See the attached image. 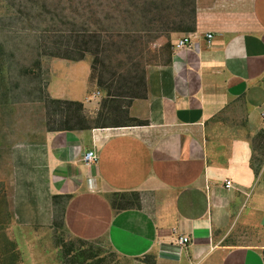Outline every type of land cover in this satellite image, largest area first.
<instances>
[{"label": "crops", "instance_id": "obj_1", "mask_svg": "<svg viewBox=\"0 0 264 264\" xmlns=\"http://www.w3.org/2000/svg\"><path fill=\"white\" fill-rule=\"evenodd\" d=\"M197 1L198 51L173 46L147 67L130 121L52 130L43 105L23 106L27 122L5 132L21 223L54 226L60 212L74 237L140 264H264V0ZM49 72L50 97L85 101L87 59Z\"/></svg>", "mask_w": 264, "mask_h": 264}, {"label": "rangeland", "instance_id": "obj_2", "mask_svg": "<svg viewBox=\"0 0 264 264\" xmlns=\"http://www.w3.org/2000/svg\"><path fill=\"white\" fill-rule=\"evenodd\" d=\"M7 1L9 5L0 0V264H140L119 254L105 238L85 241L74 237L63 227L60 212L55 226L21 223L13 207L17 183L7 158L5 132L27 122L30 109L23 106L30 105L26 103L43 105L46 125L51 128L62 125L69 107L75 109L49 102V98H58L47 92L51 63L65 58L44 55L41 43L68 42L58 32L63 29L87 28L97 35L91 38V51L80 59L90 63L89 94L85 101L73 100L82 103L80 114L85 121L81 125L130 121L129 97L145 95L147 67L168 61L173 36L191 31L182 29L198 1L47 0L44 7L43 0H32L26 3L27 9H19L22 14L13 11L19 0L15 6ZM63 7L72 10L68 12L75 20L62 25ZM51 14L58 15L54 23L47 21ZM173 27L177 31H171ZM32 110L36 114L37 109ZM111 195L118 200V194Z\"/></svg>", "mask_w": 264, "mask_h": 264}, {"label": "trees", "instance_id": "obj_3", "mask_svg": "<svg viewBox=\"0 0 264 264\" xmlns=\"http://www.w3.org/2000/svg\"><path fill=\"white\" fill-rule=\"evenodd\" d=\"M6 5L8 4L7 0H4ZM11 2L12 6H15L16 2L15 0H9ZM20 2H18V8L14 7V14L19 13L22 14V11L19 9H27L26 3L30 2L32 0H19ZM47 4V0H43V5L44 7ZM61 11V16L65 19V20H60V24H67V22H64L66 20H72L74 21L75 18L73 16H70L71 14H69L68 11H72L69 10V8L67 7H63L60 9ZM71 13V12H70ZM57 14H51V18L47 19L48 22L54 23V20L57 19ZM188 17H190V22L185 21V25H184V29L182 30H186V31H193L194 29V24H195V9H191L190 13L188 14ZM23 18L25 19V16H23ZM44 21H46L45 17H44ZM166 27V26H165ZM177 27H173L170 28L171 31H177L176 29ZM179 29V28H178ZM117 32H122V30H116ZM58 32H62V35H64L63 37H66L69 39L68 42L63 43L61 41H43V43H41V46L43 48V54L44 55H50V56H55V57H60V58H65V59H71V60H80L82 59V57L84 56V54L86 52L91 51V38L92 37H97V35H92V32H90L89 29L85 28V29H67V30H59ZM120 33H117V35ZM99 44V41H97V45ZM138 97H142L141 95L138 94H133L131 95L129 98L133 99V98H138ZM49 102L52 103H57L58 105L61 104H67L69 106H75V109L72 108H68V113L67 115H63V123L60 127H56V128H51L52 130H61V129H81V128H86L87 126L81 125L82 122L85 121L84 117L81 116L80 111L82 109V103L78 102V101H73V100H63V99H51L49 98ZM118 194V193H116ZM124 194H120L118 200L115 198L111 199V204L113 205V207L119 209L122 207H125L127 205H129L130 201L123 198ZM60 198L58 196H53V200L56 202L57 199ZM59 215L56 214L55 215V221L54 223H57V219H58ZM62 222V219H61ZM54 224V226H55Z\"/></svg>", "mask_w": 264, "mask_h": 264}, {"label": "built area", "instance_id": "obj_4", "mask_svg": "<svg viewBox=\"0 0 264 264\" xmlns=\"http://www.w3.org/2000/svg\"><path fill=\"white\" fill-rule=\"evenodd\" d=\"M206 40L212 38V34L207 32L204 34ZM199 38L195 36L193 33L187 32L183 33L180 37L176 39L174 42V49H185L190 51L197 52L199 49ZM264 118V112L262 113ZM97 159L96 153L93 149L87 150L83 155V161L86 163H95ZM232 182L228 179L225 180V187H230ZM190 241V237L187 235H178L176 238V242L181 245H185Z\"/></svg>", "mask_w": 264, "mask_h": 264}]
</instances>
